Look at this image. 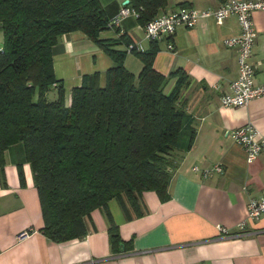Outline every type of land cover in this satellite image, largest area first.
Wrapping results in <instances>:
<instances>
[{
  "label": "crops",
  "instance_id": "1",
  "mask_svg": "<svg viewBox=\"0 0 264 264\" xmlns=\"http://www.w3.org/2000/svg\"><path fill=\"white\" fill-rule=\"evenodd\" d=\"M111 20L127 0H99ZM230 0H170L160 12L166 14L185 7L194 10L217 9ZM243 1V0H238ZM257 35L250 63L255 67V83L264 82V11L252 13ZM240 34L235 17L219 23L199 19L191 29L180 28L171 42L157 43L153 68L168 76L181 69L188 84L182 91L180 106L188 116L186 128L193 130L187 151L175 153L179 164L170 179L165 201L154 192L143 193L147 212L126 220L119 205L108 204L121 240L129 245L114 250L109 243V224L97 209L86 220L84 238L54 243L42 233L43 219L30 165L22 144L4 152L6 186L0 181V264H264V216L247 222L249 234L242 237H217L218 227L236 233L246 220L250 199L264 197V151L247 163L245 153L234 143L233 132L251 123L264 134V97L243 107H223L220 97L230 92L238 77V49L224 44ZM140 42L144 50L142 26L130 16L119 29L105 31L102 39ZM124 44L115 47L124 51ZM53 71L61 81L68 103L71 90L82 77L98 73L100 84L112 67L111 59L80 32L59 37L52 49ZM124 67L137 76L142 64L134 54H126ZM175 80L168 84L169 91ZM56 97V90L48 92ZM56 99V98H55ZM185 128V130H186ZM219 164L222 174L204 176L201 172ZM198 168L200 171H193ZM22 173V180L19 176ZM26 232L22 238L20 233Z\"/></svg>",
  "mask_w": 264,
  "mask_h": 264
},
{
  "label": "trees",
  "instance_id": "2",
  "mask_svg": "<svg viewBox=\"0 0 264 264\" xmlns=\"http://www.w3.org/2000/svg\"><path fill=\"white\" fill-rule=\"evenodd\" d=\"M127 1L143 26L170 0ZM109 21L99 0H0V181L6 186L4 152L22 144L40 203L41 233L54 243L84 238L86 220L99 209L109 224L110 246L118 250L130 243L121 240L108 204L116 201L129 221L147 212L143 193L167 200L179 164L174 154L191 148L194 133L179 104L187 73L156 72L153 42L132 53L142 64L134 76L124 67L125 51L115 49L132 43L129 38L100 37ZM72 32L94 42L113 65L103 86L98 73L84 75L66 103L52 49ZM52 87L56 99L48 102Z\"/></svg>",
  "mask_w": 264,
  "mask_h": 264
},
{
  "label": "built area",
  "instance_id": "3",
  "mask_svg": "<svg viewBox=\"0 0 264 264\" xmlns=\"http://www.w3.org/2000/svg\"><path fill=\"white\" fill-rule=\"evenodd\" d=\"M127 4L128 2L124 3L117 15L108 22L109 31L115 32L119 29L121 22L130 16L137 19V14ZM255 11H264V0H230L217 9L203 11L180 7L173 12L159 15L143 25V36L149 44L166 42L168 51L173 52L174 46L171 40L178 29H191L199 19H211L219 23L230 16L235 17L240 27V34L226 39L224 44L229 48L238 49V77L230 84V92L220 97V104L223 107H243L254 99L264 97V82L255 83V67L249 61L257 35L252 20V13ZM124 51L126 54H132L142 53L145 50L143 45L137 42L126 45ZM233 140L244 151L248 164L264 151V134L251 123L234 130ZM193 171L200 170L193 168ZM201 172L204 176H209L212 173L222 174L223 168L216 164L211 169ZM262 216H264V197L250 199L246 206L247 221L238 225L236 233H230L227 229L218 227L217 237L245 236L250 233L246 229L247 222L256 221ZM25 235L26 232H22L18 238Z\"/></svg>",
  "mask_w": 264,
  "mask_h": 264
},
{
  "label": "rangeland",
  "instance_id": "4",
  "mask_svg": "<svg viewBox=\"0 0 264 264\" xmlns=\"http://www.w3.org/2000/svg\"><path fill=\"white\" fill-rule=\"evenodd\" d=\"M1 43H2V33L0 31V45H1ZM55 98H54L53 94H51V93H47L46 94V99H47L48 102L53 101ZM112 205H116L117 206V202L116 201L113 202Z\"/></svg>",
  "mask_w": 264,
  "mask_h": 264
},
{
  "label": "water",
  "instance_id": "5",
  "mask_svg": "<svg viewBox=\"0 0 264 264\" xmlns=\"http://www.w3.org/2000/svg\"><path fill=\"white\" fill-rule=\"evenodd\" d=\"M126 2H128V1H126ZM126 2H125V3H126Z\"/></svg>",
  "mask_w": 264,
  "mask_h": 264
}]
</instances>
